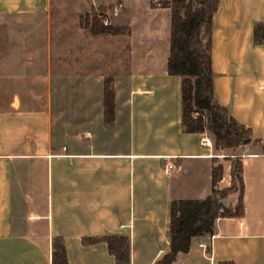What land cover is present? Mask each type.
I'll return each mask as SVG.
<instances>
[{
	"label": "crops",
	"instance_id": "obj_1",
	"mask_svg": "<svg viewBox=\"0 0 264 264\" xmlns=\"http://www.w3.org/2000/svg\"><path fill=\"white\" fill-rule=\"evenodd\" d=\"M165 1L0 0V264H51L55 237L68 264H117L105 243L81 244L103 236L129 239L130 264H155L170 203L207 198L219 165L215 188H229L235 157L243 216L218 218L172 264H264V43L253 39L264 0H218L213 15L214 100L252 138L235 150L182 128ZM93 17L122 32L93 35Z\"/></svg>",
	"mask_w": 264,
	"mask_h": 264
},
{
	"label": "trees",
	"instance_id": "obj_2",
	"mask_svg": "<svg viewBox=\"0 0 264 264\" xmlns=\"http://www.w3.org/2000/svg\"><path fill=\"white\" fill-rule=\"evenodd\" d=\"M164 6L170 10V47L167 73L181 78V124L184 132H208L216 150H235L252 142L250 130L237 123L228 111L214 100L211 67V33L213 15L218 0H169ZM93 35H116L121 29L103 26L102 19L93 17ZM256 44L264 43V23L253 28ZM104 113L107 121L113 116V91L106 81L103 92ZM211 194L203 200L172 201L169 206V252L155 264H172L178 254L189 251L192 239L210 236L218 218H241L243 208L242 164L238 157L231 159V185L216 189L221 180L222 167L212 168ZM237 193L234 209L219 204L228 195ZM105 243L108 253L117 264H130V242L123 236L84 237L83 246ZM51 264H68L62 238L51 242ZM220 264H233L231 261Z\"/></svg>",
	"mask_w": 264,
	"mask_h": 264
},
{
	"label": "built area",
	"instance_id": "obj_3",
	"mask_svg": "<svg viewBox=\"0 0 264 264\" xmlns=\"http://www.w3.org/2000/svg\"><path fill=\"white\" fill-rule=\"evenodd\" d=\"M152 3L156 6V7H160V4L159 2H155V1H152ZM102 24L103 26H108V21L106 19H104L102 21ZM201 145L204 146V147H211V143L210 141L207 139V138H203L201 139L200 141ZM172 168V165H168L167 166V169H171Z\"/></svg>",
	"mask_w": 264,
	"mask_h": 264
},
{
	"label": "water",
	"instance_id": "obj_4",
	"mask_svg": "<svg viewBox=\"0 0 264 264\" xmlns=\"http://www.w3.org/2000/svg\"><path fill=\"white\" fill-rule=\"evenodd\" d=\"M226 200H220L219 201V204L221 205V206H223V207H226Z\"/></svg>",
	"mask_w": 264,
	"mask_h": 264
},
{
	"label": "rangeland",
	"instance_id": "obj_5",
	"mask_svg": "<svg viewBox=\"0 0 264 264\" xmlns=\"http://www.w3.org/2000/svg\"><path fill=\"white\" fill-rule=\"evenodd\" d=\"M166 1H169V0H166ZM160 4V3H159ZM152 5L154 6V7H156L153 3H152ZM160 7H161V4H160ZM160 7H156V8H160Z\"/></svg>",
	"mask_w": 264,
	"mask_h": 264
}]
</instances>
